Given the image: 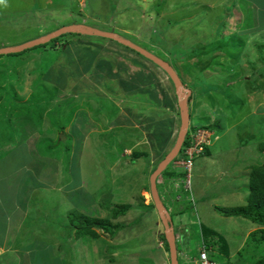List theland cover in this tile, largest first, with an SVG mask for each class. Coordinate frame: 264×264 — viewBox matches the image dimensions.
Wrapping results in <instances>:
<instances>
[{
	"label": "rangeland",
	"instance_id": "1",
	"mask_svg": "<svg viewBox=\"0 0 264 264\" xmlns=\"http://www.w3.org/2000/svg\"><path fill=\"white\" fill-rule=\"evenodd\" d=\"M218 1H222L220 6ZM226 1L0 0V49L18 47L69 26L113 33L170 64L184 87L195 94L189 105L190 127L212 126L206 147L209 155L194 158L190 192L181 193L185 200L192 197L194 205L188 207L182 201L180 205L186 209L177 216L175 209L180 206L172 208L169 201L163 202L170 209L175 232L187 228L191 236L186 257L181 256V244L176 246L180 264H191L189 260L198 253L199 224L226 235L233 231L235 235L226 242L232 250L238 247V235L253 227L246 220L228 222L212 207L239 206L242 192H248L246 163L263 161L259 152L264 143L263 70H258L259 78L257 69L249 68L243 79L250 81L238 82L241 78L235 74L239 76L240 69L234 67L236 57H242L239 41L258 35L226 36ZM232 28L230 33L236 30ZM64 36L44 48L26 50L14 63L0 58V71L8 72L5 81L0 79V121L3 117L9 121L2 128L4 137L0 136V165L5 174V181L0 179L2 186L5 182L0 196L6 197L0 208H27L32 194L38 200L27 208L36 225L26 228L27 217L20 223V229H31L37 243L30 252L20 247L5 253L0 264H102L96 248L92 258L85 255V248L76 245L69 249L74 237L67 230V213L111 221L114 205L129 206V214L111 221L123 227L115 238L95 230L111 247V251L105 249V264H169V256L167 261L158 250L163 228L157 224L151 204L148 209L145 204L150 198L149 174L171 150L179 130L174 87L161 69L111 40L76 33ZM225 42L231 50H221L224 54L219 55ZM205 50L206 55L198 60ZM208 56L213 57L210 66L204 60ZM232 80L234 84L229 86ZM249 87L262 92L248 98ZM143 89H150L151 103L141 93ZM6 94L22 102L32 97L37 106L33 103L28 113L6 114L2 111ZM164 121L168 124L163 129L157 126ZM60 126L65 140H70L69 151L60 145L45 155L37 143L58 139ZM145 152L148 158L132 155ZM161 182L159 178L158 184ZM16 183L19 190L14 189ZM16 191L21 200L14 195ZM44 240L51 245L50 262L45 259L46 263L39 250ZM54 244H63L57 261L52 254L57 250ZM248 244L239 246V264H251L264 256V247L257 249L250 240Z\"/></svg>",
	"mask_w": 264,
	"mask_h": 264
},
{
	"label": "crops",
	"instance_id": "2",
	"mask_svg": "<svg viewBox=\"0 0 264 264\" xmlns=\"http://www.w3.org/2000/svg\"><path fill=\"white\" fill-rule=\"evenodd\" d=\"M211 1L212 0H210V2ZM218 2H219V6H220L222 4V1H218ZM213 3L214 2H211V4H213ZM211 4L208 3V9H212L213 6ZM225 4L228 6V7H226L227 8V10H226L227 13H225L226 17L228 18V23L226 25L227 29L224 30V33L226 34V36L234 37L236 35H241V37L244 38V37L247 36V34H251L253 32H255L254 36L258 35V37L254 38V39H251V40H248V41L245 40V39L243 41H239L240 44L242 45V48L238 51V54L240 53L242 55V57L241 58H238V56L236 57L235 62H234V67L236 69H240V68L243 67L241 69L242 73L240 75L242 77L248 76L246 71L249 68H252V69H254V68H257V69L261 68L262 69L263 68V64L262 63L264 61V0H227L226 2L223 3V5H225ZM229 9L231 10L232 13L230 12ZM232 14H235V15L232 17ZM232 26H234L233 28H236V30H233V32L230 33L229 31L231 30ZM224 45H225V47L223 49H219L218 50V54L219 55L224 54L221 50H225V52H229V50H231L228 47L227 42H225ZM255 46H257V49H255ZM256 50H258V52H256ZM219 51H221V52H219ZM243 56H245V57H243ZM196 58L198 60L201 59L200 56L196 57ZM212 59H213V57L208 56V61L212 60ZM247 64L252 65V66H246ZM208 66H210V65H208ZM245 78H248V77H245ZM182 85H183V87L185 86L184 83ZM228 85H233V83H229ZM173 90H174V88H173ZM186 90H188V89H186ZM195 92H199V90H195L194 93ZM256 92H262V90L256 88V89H254L252 94H254ZM141 93L144 96H146V98H147L146 100L149 101L150 96L146 95L142 91H141ZM190 94L191 95L188 98V111L189 112H190V108H189L190 101L195 96V94L192 95V92H190ZM252 94H249L248 98H250V95H252ZM189 126H190V113H189ZM16 153L19 154V152H16ZM248 166H249L248 163H246V168L244 169V172L245 171L249 172V170H248L249 167ZM3 172H4L3 171V167L0 165V179H4V181H5V174H3ZM14 181L15 180L11 181V184H12L11 186L14 185V183H13ZM4 185H5V182H4ZM26 185H28V184H26ZM3 186H2V184L0 182V187L2 188ZM22 187L26 188L24 186H22ZM15 188H18V190H19L20 189V185H18V183H16L15 186H14V189ZM242 193H243V196H242V199L240 201V205L239 206L245 205L246 197L248 195V192L247 193L246 192H242ZM14 195L15 196L20 195L19 191L18 192L16 191L14 193ZM17 197H18L19 200H21L19 196H17ZM2 199L5 200L6 197L0 196V204H1V200ZM149 203L152 204V200L150 198L148 200V203L145 204V205H147L146 209H148L150 207ZM179 206H180V209H175V213H174L177 216H179L180 214H184V212H185V210H184L185 206L184 207L181 206V205H179ZM21 207H23V205L17 207V211H14V210L2 211V209L0 208V257L1 258H2V256L5 255V253H11L13 251L17 252V250H19L20 247H22V249H25V252H30L31 245L33 243H37L36 241H34V239H32L31 233H29V231L31 229H28V230L20 229V225H21L20 223L22 222V220L24 218L27 217V222H29L30 219H33L32 215L29 216V212H28V209H27L28 207L27 208L26 207L21 208ZM212 207H218V206L212 205ZM193 208L194 209H192V211L194 212V215L197 217L196 207L193 206ZM20 212H22V213H20ZM128 212L125 215H123V216H121L119 218L123 219L124 217L128 216V214H129ZM152 212L157 218L156 219L157 220V224L160 225V220H159L158 215H157V213H156L154 208L152 209ZM168 215L170 217V220H171L172 225H173V230H174V224H173V220H172L170 212H169ZM225 219L228 222L229 221H238L239 223H240L241 220H243V219H240V218H225ZM199 225H200V227H202L201 224H199ZM252 225H253V227H251L250 229L248 228V231H245L240 236L238 235L240 244L238 243V245H237L238 247L235 246L237 248L233 247V250H232V248L230 249L228 243H226L227 240L232 239V234L235 235L233 233V231L230 232L229 235L220 233L222 235V237L224 238V242L226 244V249L225 250H227V251H224V249L222 247L221 248L218 247V244H217L218 241L217 242H213L214 241V239H213L212 241L209 242L210 239L209 240L204 239V232L202 230L200 231V229H199V232H200L199 238L200 239H199V243L197 242V249L199 251L202 247L205 248L206 250H208V252H209V254H210V256L212 258H215L216 260L219 259V260H221L224 263H225V261H223V260L225 259L227 261L226 262L227 264H232V263H235V264L238 263L239 264V261H241L240 260V256H239L240 251H241L239 249H241V248L239 246L248 247L249 246L248 241L250 239V236H252L253 232L256 231L259 228V227L255 226L254 224H252ZM25 227H27V226H25ZM122 228L123 227H120L119 230H121ZM206 229H209V228H206ZM20 230L22 232L21 235H19ZM27 231H28V234H27ZM117 232H119V231H117ZM119 233H121V232H119ZM23 234H27V235L23 236ZM116 234H118V233H116ZM116 234L114 235V238L116 237ZM174 234H175V244H176V246H177V244L178 245L181 244L180 246H182V248H183V253H181V256L182 257H186L185 253L189 251L190 240H191V236H190V233H189L188 229L187 228H183L182 229L180 227V231H178V232L176 231L175 232V230H174ZM251 242H252L251 245L253 247H256L257 249L261 248V247H264L263 245L255 242V240H253ZM44 243H45L44 245L41 243V246H40L39 250L43 254L44 261L46 259L48 262H50V258L48 257V252L51 255V252H50L51 251V248H50L51 245L48 246L46 240H44ZM106 243H107L106 240L103 237H101L100 235H99L98 239H90V238L84 237V238H78V239L71 240V244L69 246V249L75 247L76 245L78 246V249H80V250L81 249L84 250V248H85L86 249V251H85L86 254L85 255H89V257L92 258V256L94 255L93 250L95 252L94 248H96L98 250V255L100 257V259H99L100 262H102V264H105L103 258L108 257V255H107L108 251L106 252V250H105L106 247L111 251V247H109V245L106 244ZM62 245L63 244H60L57 247L56 244H54V248H57V250H53L52 254L55 256L54 259L56 261L58 259L57 258L58 250H59V248H62ZM100 245H103L104 248L101 247ZM158 248H160L158 250H160L162 252V255H164L166 257V260L168 261V256L169 255H168V252H166V250L164 248V242L160 243V246ZM65 254H66V252L64 253V255ZM178 257H179V253L177 255V260L179 261ZM196 257H197V255H196ZM196 257L191 259V261L189 260V262H191V264H193V261L196 259ZM109 260L111 261V259H109ZM45 263H46V261H45ZM178 264H180V263L178 262Z\"/></svg>",
	"mask_w": 264,
	"mask_h": 264
},
{
	"label": "trees",
	"instance_id": "3",
	"mask_svg": "<svg viewBox=\"0 0 264 264\" xmlns=\"http://www.w3.org/2000/svg\"><path fill=\"white\" fill-rule=\"evenodd\" d=\"M59 38H62V36ZM59 38L50 41V43L58 40ZM47 45L48 44H44V45H40L39 47L44 48ZM37 47H35V48H37ZM35 48H33V49H35ZM63 48L64 47L61 46L62 50H63ZM25 51L18 53V54L5 55V56H9L10 58L5 57L4 55L0 56V58L4 57L8 61H10L11 63H14L15 61H17L18 58H20L23 55V53ZM131 52H133V51H131ZM207 52L208 51L205 50L202 53H200L201 59H199V60H202V58H203L202 56L206 55ZM204 60L207 61L208 59H204ZM209 61H208V65L210 64ZM262 64H263L262 69L261 68L260 69H257V68L253 69V71H255L257 69L256 74L258 75L259 78L261 77V73H258V70H261V71L263 70V75H264V61ZM216 65H218V64H216ZM241 69L242 68H240V70L238 71V73H240V74L242 73ZM7 73L8 72L6 70L2 69L0 71V79H3L5 81L6 77L8 76ZM240 74H239V76L237 74H235V76L241 78V80L238 82H249L250 81V78H244L243 79V77ZM229 83L234 84V81L232 80ZM260 87H262V86H260ZM256 88H258V87L247 88L248 89L247 90L248 95L252 94L254 89H256ZM126 90H129V89H126ZM141 91L143 93H145L146 95L150 96V89H143ZM11 95L12 94H6V96H5V99H6V104H5L6 106L5 107L6 108H5V110H2V111H4V113H6V114H10L12 111L28 113V111L31 109V106L33 105V103H34V105L36 104L35 103L36 101L34 99H32V97H29V99L25 102H22V100L20 98H15V100H17V102H15L14 99L13 100L11 99L12 98ZM150 98H151V96H150ZM150 98H149V101L146 100L149 103H151ZM36 106H37V104H36ZM3 118L4 119L0 121V136H1V138L4 137L3 132H2V130H3L2 128L4 127L5 124H7L9 122L6 119V117H3ZM164 122H160L159 124H157V126L161 127L163 129V127L168 124L167 122H165V123ZM169 127L171 129V125H169ZM63 129H64L63 126L58 127L56 134L59 136V138L55 139V141H52L51 138H49L48 140H42V141L38 142L36 145L37 149H39V150L42 149L43 152H45L44 154L47 155V154H49V151L51 149L56 150L57 147H59L60 145L61 146L63 145L64 149L67 153L69 151V144H67V143L70 140H68L69 138H67L65 140L64 134L61 133V132H63ZM198 129L210 131L211 134L213 135L212 126H207V125L202 126L200 128L190 127L189 132L196 131ZM61 138H62V141H61ZM189 145H190V138H189V133H188L186 138H185V141L183 143L182 150L184 148L188 147ZM39 150H38V152H40ZM36 152H37V150H36ZM259 152L263 155L262 163L248 166L249 167V169H248L249 170V172H248V177H249L248 182L249 183L247 185L248 195L246 197L245 205L232 207V208L214 207L213 209L225 218H240V219L249 221L250 223L254 224L257 227H261L258 231L254 232L252 234V236H250L249 240L250 241L255 240V242L264 246V143H262L259 146ZM180 154H181V152H180ZM132 155L136 158H144V157L148 158L149 157L147 155V152H145L143 154L134 153ZM207 155H209V154H208L207 149L205 147V150H204L202 156H207ZM134 161L135 160H132V162H134ZM154 169L155 168H153L152 171ZM166 170H167V168L162 172V174L160 176V178L162 179V182L160 184L156 185V188L158 187L157 191H158L159 197H161V198L163 197L166 201L171 200V202H173V203H171L170 201L169 202L171 203L172 208L176 207V205L179 206L182 201H184L185 203H188V207H189V205H190L189 202L187 200H185L184 198H182V196H181V193L184 190L182 188V185L179 184L180 181L184 180V172L180 171L179 169H175L173 167V164H171V167L169 170H167V171ZM151 174L152 173H150L149 175H151ZM176 183H178V186L175 188ZM160 187L162 190V194H160ZM32 195L33 196L30 198V200L28 201V204H27V206L30 208H33L34 204H36V202H38L37 195L36 194H32ZM177 196H180V200H178V201L175 200V198ZM151 208H154L153 204H151ZM111 209H112L111 210V221H113V220H116L119 217L125 215L129 210V206L114 205V206H112ZM185 209H186V206H185L184 210ZM67 220H68L67 227L69 228L67 230L70 232V234H72L74 239L84 238V237L90 238V239H98L99 234L95 231L96 229L102 231V233H104V234H108L109 236L113 237L116 233H118L117 231H119V229H120V226L118 224L113 225L112 222L109 220H104V219H100V218H90V217H87L86 215H81V214L78 215L77 213H71V212L67 213ZM25 223L26 224H24V225H27V227L30 226L28 224H31L32 226L36 225L35 220H30L29 222L25 221ZM198 227H199L200 231L202 230L204 232V239H206V240L210 239L209 240V242H210L214 238H217L218 247H220V248L222 247L224 249V251H227V250H225L226 244L224 242V238L222 237V235L220 233H218L212 229H206V228L204 229L203 227H200V225ZM21 234H22V232L20 230L19 235H21ZM162 241L164 242V248H165L166 252H168V247H167L166 240L164 237L162 238ZM216 261L223 263V264H227V263L222 262L219 259ZM251 264H264V256L257 259L254 263H251Z\"/></svg>",
	"mask_w": 264,
	"mask_h": 264
},
{
	"label": "water",
	"instance_id": "4",
	"mask_svg": "<svg viewBox=\"0 0 264 264\" xmlns=\"http://www.w3.org/2000/svg\"><path fill=\"white\" fill-rule=\"evenodd\" d=\"M72 33L87 35L90 37L92 36V37L108 39L135 52L142 58L146 59L147 61L151 62L156 67L161 69L166 74V76L172 83V86L174 87L175 96L178 99L177 106H178L179 122H180L179 130L177 133L176 141L174 145L172 146L171 150L166 154L162 162L158 165V167L150 175L149 194H150V199L152 200L154 209L158 215V218L163 228L164 238L166 240V244L168 247L169 264H178L173 225L168 215V212L166 211L165 207L163 206L160 200L156 185H157V180L160 178L162 172L168 167L170 163L173 162V160L177 157V155L181 151L182 145L188 133V130H189L188 98L190 96V91L186 90L183 87L182 82L179 79L178 75L168 63L160 60L159 58H157L150 52H147L146 50L132 44L131 42L124 40L120 37H117L113 33L101 32L97 30H91L88 28H85V29L83 28V29L78 30L76 26L63 27V28H60L52 32L49 35H46L44 37L38 38L31 42L25 43L18 47L2 48L0 49V56L18 54L25 50H29L31 48L47 44L50 41L57 39L63 35L72 34Z\"/></svg>",
	"mask_w": 264,
	"mask_h": 264
},
{
	"label": "built area",
	"instance_id": "5",
	"mask_svg": "<svg viewBox=\"0 0 264 264\" xmlns=\"http://www.w3.org/2000/svg\"><path fill=\"white\" fill-rule=\"evenodd\" d=\"M190 131V130H189ZM190 145L182 150L181 154L177 155V157L173 160L172 163L175 169H179L184 172V180L180 181L179 184L182 185L184 192H190V177L189 173L192 168L193 160L196 156L202 155L205 147H207L210 143L211 133L206 130L198 129L196 131L189 132ZM187 133V134H188ZM187 136V135H186ZM183 147V145H182ZM178 186V183L175 184V188ZM162 202H166V200L162 197ZM175 200H180V196H177ZM171 202V200H169ZM189 203L194 205L193 198L187 200ZM173 203V202H171ZM167 209V208H166ZM170 212V209H167ZM193 264H223L217 262L214 258H212L205 248H201L198 253L196 259L193 261Z\"/></svg>",
	"mask_w": 264,
	"mask_h": 264
},
{
	"label": "clouds",
	"instance_id": "6",
	"mask_svg": "<svg viewBox=\"0 0 264 264\" xmlns=\"http://www.w3.org/2000/svg\"><path fill=\"white\" fill-rule=\"evenodd\" d=\"M189 130H190V126H189ZM188 130V131H189ZM157 184H158V180H157ZM149 194V193H148ZM149 196H150V194H149ZM160 200H161V197H160ZM161 202H162V200H161ZM162 204H163V202H162ZM164 206V205H163ZM165 207V206H164ZM165 209H166V207H165ZM166 211H167V209H166ZM168 212V211H167ZM168 214H169V212H168Z\"/></svg>",
	"mask_w": 264,
	"mask_h": 264
}]
</instances>
